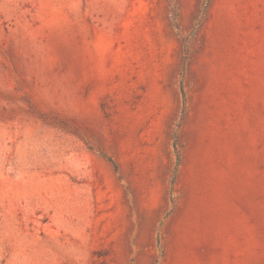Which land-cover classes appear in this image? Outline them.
<instances>
[{
  "label": "rangeland",
  "instance_id": "374dc122",
  "mask_svg": "<svg viewBox=\"0 0 264 264\" xmlns=\"http://www.w3.org/2000/svg\"><path fill=\"white\" fill-rule=\"evenodd\" d=\"M0 0V264H264V0Z\"/></svg>",
  "mask_w": 264,
  "mask_h": 264
},
{
  "label": "trees",
  "instance_id": "16d2710c",
  "mask_svg": "<svg viewBox=\"0 0 264 264\" xmlns=\"http://www.w3.org/2000/svg\"><path fill=\"white\" fill-rule=\"evenodd\" d=\"M209 3H210V0H203L202 7H201V9H200V11L198 13V20H197V23H196V27L200 26L201 21H202L204 15H205V12H206V9H207Z\"/></svg>",
  "mask_w": 264,
  "mask_h": 264
}]
</instances>
